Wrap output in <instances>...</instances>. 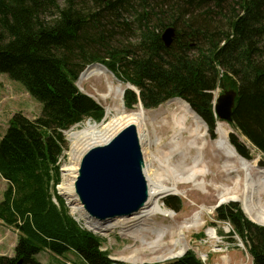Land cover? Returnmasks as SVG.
Returning a JSON list of instances; mask_svg holds the SVG:
<instances>
[{
  "label": "trees",
  "instance_id": "trees-1",
  "mask_svg": "<svg viewBox=\"0 0 264 264\" xmlns=\"http://www.w3.org/2000/svg\"><path fill=\"white\" fill-rule=\"evenodd\" d=\"M132 15L140 40L126 45ZM219 17L227 20L224 26ZM170 26L177 38L166 48L161 35ZM93 64L136 88L125 90L126 109L181 99L214 138L220 121L214 92L236 90L229 142L251 160L244 137L264 161V0H0V74L42 104L34 120L15 114L0 140V176L7 183L0 220L17 232L14 256H0V264H40L37 256L45 251L74 253L84 264H124L112 260L105 239L81 229L63 199L56 195L59 208L51 194L61 180L58 160L69 148L63 132L89 119L99 124L106 114L77 87ZM164 203L177 212L182 205L175 197ZM216 213L233 226L253 264H264V227L238 204ZM165 264L204 263L188 251Z\"/></svg>",
  "mask_w": 264,
  "mask_h": 264
},
{
  "label": "rangeland",
  "instance_id": "rangeland-1",
  "mask_svg": "<svg viewBox=\"0 0 264 264\" xmlns=\"http://www.w3.org/2000/svg\"><path fill=\"white\" fill-rule=\"evenodd\" d=\"M214 11L217 10L214 9ZM225 14H230V12L226 11ZM135 17L136 15L129 17V21L133 23L130 24L131 30H126L127 36L123 41L126 45L138 44L140 40V23L134 21L136 20ZM219 18H221V24L224 26V24L227 23V20L224 17ZM100 54L106 55L105 52ZM111 84L114 86V88L120 87L123 92L125 89L133 87L129 84H123L119 82L110 72H108L107 76L92 77L84 83H81L78 80V88L80 91L92 97L100 106L104 108L106 114L103 121L99 124L89 119L68 130V134L65 136L69 142V148L63 155L64 157L60 170L61 180L58 185H64L65 179L67 178L65 175L68 174L66 169L73 165L72 163L77 150L76 148L80 146L78 147V150H81V147L83 146H81L79 143L77 144L78 141L74 138H71L70 134L73 131L75 132L76 130H81L82 127H84V125L88 122L105 127L114 118V110L120 109L122 107V102L118 98H115L116 96L114 93L109 92V85ZM223 93L224 92L221 89L215 91V99H218ZM174 101H167L161 106H158L156 109H144L146 117L143 122L144 126L142 125V133H144L143 131L146 130L148 144L145 145L144 148L141 146V148L144 160L148 163L149 170H151L154 181L164 187H173L175 189V192L168 194L165 198H163V203L168 197H175L181 201L182 205L180 206L181 208L178 212L166 207L167 209L174 212L172 218L168 219L161 216H156L150 218V220L146 219L144 223H146L147 227L151 228L164 226L179 228L187 223L189 219L194 218V216H200V222L204 224V226L196 229L183 230V234L185 232V244H187L189 247L188 251L195 252V255L200 259V255H206L207 264H252V258L250 254H248L246 245L241 241V239H232L231 232L234 230L232 229L233 226H231L230 223L219 221L216 218L217 208L226 207L228 204L231 205V203L238 204L241 210H243L242 204H240V202H221V197L224 195L221 190L224 189V186L230 185V188L234 187L232 182L226 180L228 179L226 176H223V178L219 176V171L220 169L223 171L222 166H224V161L221 160V153L214 151L213 149H209L207 152L197 151L196 149L190 150L191 146H193L190 144L192 140L190 138V133L186 132L183 134L180 131L182 128L176 125L171 119L173 114L180 110V107H178L180 104ZM140 108L141 105L139 104L134 110L124 109L129 113H135L138 112ZM109 111H111L110 114H108ZM17 113H21L31 120H34L41 115L42 104L33 99L24 89L21 83L11 81V79L6 74H0V140L6 133L10 120ZM223 123L227 125V130H229L230 136L234 130L231 129V126L227 124V122ZM189 125L190 121L188 120L186 125H184V128L188 127ZM205 126L206 127L203 129V131L208 134V137L211 140H216V130L214 138L210 134L209 130H207V124ZM235 133L237 134V132ZM241 140L246 142L247 146L250 148V154L252 156L251 160L256 162V166L264 168V161L262 159L261 153H258V151L253 148V145L246 141L244 137H241ZM199 158L203 160L202 164H204L207 174H205L204 177V174L199 173L193 176L191 180H188L185 173L189 170V168L194 166L192 163ZM188 160L190 164L184 168L186 171L182 172L181 168H183V163ZM233 175L237 176V173L234 172ZM6 187V181L0 176V202L3 199V193L5 192ZM51 194L54 204L60 208V203L56 197V195H59L56 186L55 191L54 188L51 189ZM63 203L69 214H71L70 208H72V206L66 204L65 198H63ZM257 203L260 207L264 208V195H261L258 198ZM204 208L212 209V213H204L202 215L200 211ZM243 214L244 216L248 217V219H250L247 214L244 212ZM135 229L137 234H145L143 228L135 227ZM208 229L215 233V238L212 240H210L207 236ZM99 234L105 239L103 249L110 252L112 259L118 260L124 264H165L169 261L179 259L178 257H170L168 253L163 252L148 256H144L142 254L143 252H141L138 262H127L122 260V258H129L136 251H142L144 249V247L143 249L140 248L143 246L141 241L137 238L128 237V235L132 233L129 231V233L125 234L120 227L108 234L104 232ZM156 236H152L151 238L154 237L155 239ZM165 242L168 243L167 241ZM231 242H234L233 249L229 248ZM16 243V230L8 226L3 227V225L0 223V256L13 257L15 254L14 249L16 247ZM177 252L178 250H175L174 255ZM159 257L163 258L158 260ZM37 260L40 262V264H84L73 253L59 260L51 253L45 251L37 256Z\"/></svg>",
  "mask_w": 264,
  "mask_h": 264
},
{
  "label": "bare ground",
  "instance_id": "bare-ground-1",
  "mask_svg": "<svg viewBox=\"0 0 264 264\" xmlns=\"http://www.w3.org/2000/svg\"><path fill=\"white\" fill-rule=\"evenodd\" d=\"M107 75L108 71L106 68L101 65H92L81 75L79 81L84 83L92 77ZM109 92L114 93L116 96L115 98H118L122 102V107L114 110V118L105 127L88 122L81 130L73 131L70 134L71 138L78 141H75L77 144L79 143L83 146L81 147V150H78V147L80 146H76L78 151L76 150V153L74 151L75 157L72 163L73 165L66 169L68 174L65 176H67V178L65 179L64 185L60 187V190L63 194L65 193L69 197V200L76 202L77 204H80V201L74 194V184L78 176L81 158L86 151L90 150L92 147L106 144L124 127L130 124L137 125L141 146L144 148V146L148 144L146 130L142 133V125L146 117L144 109L141 107L138 112L129 113L123 106V90L120 87L114 88L111 84L109 85ZM172 101L180 104L178 106L180 107V110L173 114L171 119L176 125L182 128L180 131L183 134L186 132L190 133V138L192 139L190 144L193 145L190 150L196 149L197 151L207 152L209 149H213L214 151L221 153L219 154L222 156L221 160L224 161V166H222L223 171L220 169L219 176L222 178L223 176H226L228 178L226 180H229L234 185L233 188H230V185L224 186V189L221 190V192L224 193L221 197V202H240V204H242L243 212L247 214L253 222L264 226V208L260 207L257 203L258 198L261 195H264V168L256 166V162L247 160L237 154L236 150L230 142H228L229 130H227L228 127L225 123L218 122L215 129L217 138L213 141L208 137V134L203 131L206 127V123L185 101L181 99H173ZM110 113L111 111L108 112V114ZM188 120L190 121V125L184 128V125H186ZM202 163L203 160L201 158L196 159V161L192 163L194 166L186 171L184 168L190 163L189 160L185 161L181 171H186L185 174L188 180H191L193 176L199 173L204 174L205 177V174L207 173L204 168L205 166ZM145 164L144 173L149 184V200L146 206L132 217L118 218L112 221H100L101 225L98 226L99 232H104L106 234L120 227L125 234L129 233V231L132 233L129 234L128 237L137 238L141 241L143 246L140 248L143 249L144 247L142 251H136L129 258H122V260L132 263L139 261L138 259L141 252H143L142 254L144 256L161 252L168 253L170 257L183 256L189 250L188 245L185 244V232L183 234V230L196 229L204 226V224L200 222V216H194V218L189 219L187 223L179 228L169 226L151 228L146 226V223H144L146 219L150 220V218L156 216L168 219L173 217L174 212L165 207L166 205L163 203V198L168 194L175 192V189L173 187H164L155 182L154 178H152L151 170H149L147 161ZM234 172L237 173V176L233 175ZM200 213L202 215L204 213L211 214L212 209L204 208ZM135 227L143 228L145 234H137V232H135ZM152 236H156L155 239L154 237L151 238ZM207 236L212 240L215 238V233L208 229ZM175 250H178V252L174 255ZM162 258L163 257H159L158 260Z\"/></svg>",
  "mask_w": 264,
  "mask_h": 264
},
{
  "label": "water",
  "instance_id": "water-1",
  "mask_svg": "<svg viewBox=\"0 0 264 264\" xmlns=\"http://www.w3.org/2000/svg\"><path fill=\"white\" fill-rule=\"evenodd\" d=\"M175 30L170 26L162 31L166 48L177 38ZM223 92L215 99L214 106L217 117L228 124L233 121L238 92L233 89ZM145 166L137 126L130 124L106 144L84 153L74 184L75 194L86 212L99 221L132 217L149 200Z\"/></svg>",
  "mask_w": 264,
  "mask_h": 264
},
{
  "label": "built area",
  "instance_id": "built-area-1",
  "mask_svg": "<svg viewBox=\"0 0 264 264\" xmlns=\"http://www.w3.org/2000/svg\"><path fill=\"white\" fill-rule=\"evenodd\" d=\"M62 160H63V157H61L59 159V164L62 163ZM61 186L62 185L56 186L57 191H58L60 196L65 198L66 204L72 206V208H70L71 215L74 217L76 222L80 225V227L82 229H87V230L93 231L95 233L99 232L98 226L101 225L100 221H97L96 219L92 218L89 214H87L86 211L84 210V207L81 205V202H80V204H77L76 202L69 200V197L65 193L63 194V192L60 190ZM74 194H75V191H74ZM230 246L233 247L234 245L232 244ZM229 248H228V250H229ZM201 258H202L203 262L206 264L207 263L206 262L207 261L206 256L201 255Z\"/></svg>",
  "mask_w": 264,
  "mask_h": 264
},
{
  "label": "crops",
  "instance_id": "crops-1",
  "mask_svg": "<svg viewBox=\"0 0 264 264\" xmlns=\"http://www.w3.org/2000/svg\"><path fill=\"white\" fill-rule=\"evenodd\" d=\"M2 224V223H1ZM70 254V253H69ZM74 254V253H73ZM76 255V254H75ZM54 257H56L57 259H61V258H63V257H58V256H54ZM78 257V256H77ZM78 259H80L79 257H78ZM80 261L83 263V261H82V259H80Z\"/></svg>",
  "mask_w": 264,
  "mask_h": 264
},
{
  "label": "flooded vegetation",
  "instance_id": "flooded-vegetation-1",
  "mask_svg": "<svg viewBox=\"0 0 264 264\" xmlns=\"http://www.w3.org/2000/svg\"><path fill=\"white\" fill-rule=\"evenodd\" d=\"M164 31V30H163ZM163 33V32H162Z\"/></svg>",
  "mask_w": 264,
  "mask_h": 264
}]
</instances>
